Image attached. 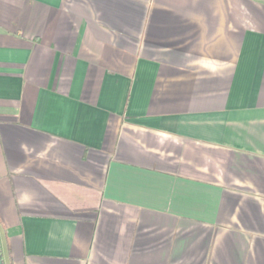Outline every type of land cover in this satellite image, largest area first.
Here are the masks:
<instances>
[{
    "label": "crops",
    "instance_id": "crops-1",
    "mask_svg": "<svg viewBox=\"0 0 264 264\" xmlns=\"http://www.w3.org/2000/svg\"><path fill=\"white\" fill-rule=\"evenodd\" d=\"M5 264H264V0H0Z\"/></svg>",
    "mask_w": 264,
    "mask_h": 264
},
{
    "label": "water",
    "instance_id": "water-1",
    "mask_svg": "<svg viewBox=\"0 0 264 264\" xmlns=\"http://www.w3.org/2000/svg\"><path fill=\"white\" fill-rule=\"evenodd\" d=\"M0 264H4V261H3V257H2L1 251H0Z\"/></svg>",
    "mask_w": 264,
    "mask_h": 264
},
{
    "label": "trees",
    "instance_id": "trees-1",
    "mask_svg": "<svg viewBox=\"0 0 264 264\" xmlns=\"http://www.w3.org/2000/svg\"><path fill=\"white\" fill-rule=\"evenodd\" d=\"M0 251H1V254H2V257H3V252H2L1 246H0ZM3 261H4V257H3ZM4 264H5V262H4Z\"/></svg>",
    "mask_w": 264,
    "mask_h": 264
}]
</instances>
